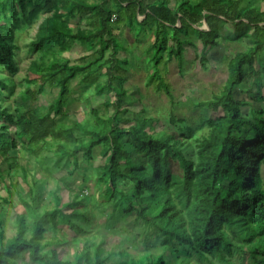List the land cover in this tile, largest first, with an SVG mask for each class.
I'll use <instances>...</instances> for the list:
<instances>
[{
	"label": "trees",
	"instance_id": "trees-1",
	"mask_svg": "<svg viewBox=\"0 0 264 264\" xmlns=\"http://www.w3.org/2000/svg\"><path fill=\"white\" fill-rule=\"evenodd\" d=\"M0 19V158L11 173L8 176L19 171L25 179V169L8 156L17 149V141L27 139L23 144L31 148L29 155L42 160V153L52 148L55 165L62 162V167L72 158L77 168L79 153L90 163L98 150L103 164L97 168L96 185L103 186V206L112 208L105 227H114V215L133 214V230L142 238L139 256L123 248L131 242L128 235L121 246L108 252L103 241L86 240L73 261L61 260L51 247L67 240L53 236L45 241L44 237L45 219L56 231L58 198L53 210L41 214L34 182L27 194L31 203L21 199L32 222H26L24 215L16 216V229L9 238L0 225V264L24 263V255L29 264H235L233 259L264 264V108L258 104H264L258 84L259 76H264V8L252 0H154L149 4L141 0H0ZM114 23L138 32L152 29L153 41L146 51L153 68L148 83L158 81L157 89L170 98L168 86L158 76L163 54L173 57L182 72L184 47L199 42L204 65L218 46L221 25L232 27L230 41L246 39L250 47L230 58L219 94L188 102L189 109L219 115L205 120L203 129L190 128L170 116V126L158 132L152 125L156 120L145 117L143 109L136 117H127L121 74L128 62L115 58V52L124 49L114 37ZM35 24L28 51L37 59L24 76L29 103L10 110L5 91L10 87L7 75L17 72L16 32ZM202 24L206 30L199 29ZM72 45L84 47L89 54L77 64L66 59L59 62L57 55ZM92 67L100 72L99 78L90 72ZM78 75L81 84L94 85L96 95L104 93L109 99L90 107L82 122L65 127L66 106L72 101L70 83ZM47 87L56 90L55 97L46 108L36 106ZM239 92L249 101L237 99ZM246 106L250 111L243 115L241 109ZM65 181L69 183L68 178ZM74 206L75 202L68 204L71 209ZM71 211L67 222L74 217L87 220L77 210ZM70 228L85 233L78 226ZM156 247L161 252L154 256L151 251Z\"/></svg>",
	"mask_w": 264,
	"mask_h": 264
},
{
	"label": "rangeland",
	"instance_id": "rangeland-1",
	"mask_svg": "<svg viewBox=\"0 0 264 264\" xmlns=\"http://www.w3.org/2000/svg\"><path fill=\"white\" fill-rule=\"evenodd\" d=\"M153 1L141 0L144 4ZM180 1L195 3L197 0ZM252 1L259 8H264V0ZM137 19L141 20L142 17L140 16ZM70 24L73 26L74 22ZM80 26L85 28L83 22ZM36 28L37 25L35 24L16 32V44L18 46L17 72L10 76L7 75L10 87L5 91V102L10 104L8 106L10 110L24 108L29 103L24 96V90L27 88L24 76L30 62L37 59L36 54H31L28 51V44L34 38ZM199 29L206 30L205 24H202ZM113 34L118 44L124 49L115 52V58L128 62L127 71L124 74L119 71L124 81L123 88L127 92L125 102L126 109L129 110L130 114H126V116L134 118L142 109L145 110V117L156 120L152 124L155 132L170 126V116H174L177 120H183L185 125L190 128H205L207 126L205 120H212L219 114L189 109V100L206 101L210 99L211 95L219 94L227 78V66L230 58L235 52L244 51L250 47L246 39L230 41L233 37L232 27L223 24L218 32V46L209 52L204 65L200 63L201 44L199 42H195L194 46L184 47L182 72H179L177 61L173 57L168 59L166 54H163L162 62L158 66V76L168 86L170 98L163 90L157 89L158 81L148 83L153 68L150 55L146 51L153 41L152 29L138 32L136 29L132 30L127 26L114 23ZM188 34L192 39V30ZM169 45H172V43L169 42ZM86 54H89V52L84 47L72 45L69 51L57 55V60L63 62V59H66L71 64H77L78 59ZM90 70L97 78L100 77V72L95 71V67ZM80 80L81 76L78 75L70 83L72 101L66 106L68 115L62 121L65 127H69L73 122H82L88 115L90 107H95L109 99L104 93L96 95L94 85L84 86L80 83ZM99 81H101V78ZM258 84L261 88V95L264 97L263 75L259 76ZM35 89L36 87H33V90ZM46 91V93L37 97L36 106L46 108L52 102L56 90L47 87ZM236 98L249 101V98L241 92L236 94ZM258 104L264 108V104L261 102ZM253 106L259 108L257 104L253 103ZM249 111L250 106L241 109L243 115H247ZM11 133L13 135L12 131ZM25 142H27V139L17 141V149L9 152L8 155L9 158H16L20 166L25 169V179L19 175V171L17 173L13 172L14 175L9 177L8 175L11 173L5 162L0 158V225L5 237L9 238L14 234L16 216L24 215L26 222H32V218L25 211L21 199L29 204L31 203L27 194L36 182L38 186L36 205L41 214L53 210L56 206L55 197L58 198L59 211L54 220L57 225L56 231L54 232L49 228L50 221L45 219L46 231L44 237L45 241L52 240L53 236L67 240L66 244L51 247L57 251L61 260L73 261L75 253L85 245L86 240L94 243L103 241V249L108 252L121 246L120 243L125 242L124 239L128 235L131 236V242L123 244V248L132 256L141 254L142 247L140 244L142 238L133 230V214L127 217L121 214L114 215L116 219L114 227L110 229L105 227L106 217L112 208L111 204L103 206L105 201L100 197V194L104 192L103 186L96 185L97 168L103 164V159L99 157L98 150L94 152V158L90 163L79 153L76 157L78 160L77 168L73 166L72 158H68V161L62 167L59 166L62 162L55 165L56 159L52 148L42 153L43 160L33 158L28 153L31 148L23 144ZM70 171H72V174H70ZM261 174L264 178V165ZM66 178L69 180L68 184L65 181ZM71 202H75L72 209L68 207ZM71 210L82 213L87 220L74 217L67 222L65 219L72 212ZM100 210H104V213L100 214ZM71 226H78L85 233L80 234L72 231ZM160 252L161 250L158 247L151 251L154 256L159 255ZM22 258L25 264H29L27 255ZM233 261L235 264H241L236 259H233ZM18 262L24 264L20 260ZM214 262L216 261L214 260Z\"/></svg>",
	"mask_w": 264,
	"mask_h": 264
}]
</instances>
